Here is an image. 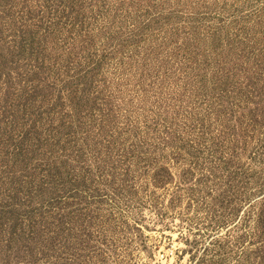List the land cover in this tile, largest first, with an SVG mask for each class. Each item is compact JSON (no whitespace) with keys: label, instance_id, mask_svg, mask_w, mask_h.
I'll list each match as a JSON object with an SVG mask.
<instances>
[{"label":"rangeland","instance_id":"1","mask_svg":"<svg viewBox=\"0 0 264 264\" xmlns=\"http://www.w3.org/2000/svg\"><path fill=\"white\" fill-rule=\"evenodd\" d=\"M0 264H264V0H0Z\"/></svg>","mask_w":264,"mask_h":264}]
</instances>
